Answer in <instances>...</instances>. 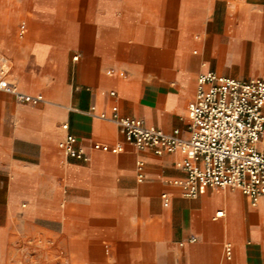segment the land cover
Wrapping results in <instances>:
<instances>
[{"label": "crops", "instance_id": "obj_1", "mask_svg": "<svg viewBox=\"0 0 264 264\" xmlns=\"http://www.w3.org/2000/svg\"><path fill=\"white\" fill-rule=\"evenodd\" d=\"M0 56L41 97L0 89V264L34 232L68 264H264V198L185 196L183 153L139 150L109 119L116 105L187 137L200 73L264 75V0H0ZM67 133L85 160L59 148Z\"/></svg>", "mask_w": 264, "mask_h": 264}, {"label": "built area", "instance_id": "obj_2", "mask_svg": "<svg viewBox=\"0 0 264 264\" xmlns=\"http://www.w3.org/2000/svg\"><path fill=\"white\" fill-rule=\"evenodd\" d=\"M0 89L23 101L41 99L39 95L18 91L1 72ZM188 116L187 137H182L178 129L165 132L141 119L123 116L116 105L111 106L109 119L118 126L124 140L139 150L161 154L178 149L183 153L181 167L185 178L176 182L183 187L185 196L196 197L198 186L203 185L238 189L253 204L264 198V75L241 80L214 71L200 73L194 99L188 105ZM62 127L68 125L63 123ZM76 142V137L67 133L58 145L67 157L85 160V152ZM93 148L121 150L120 145L99 142H94ZM140 168L138 164L141 178ZM225 250L230 255L229 244Z\"/></svg>", "mask_w": 264, "mask_h": 264}, {"label": "rangeland", "instance_id": "obj_3", "mask_svg": "<svg viewBox=\"0 0 264 264\" xmlns=\"http://www.w3.org/2000/svg\"><path fill=\"white\" fill-rule=\"evenodd\" d=\"M37 223V222H35ZM51 227V224L49 225ZM52 236H40L36 232L30 233L24 239L18 238L13 253L16 264H68L65 252L54 253Z\"/></svg>", "mask_w": 264, "mask_h": 264}]
</instances>
